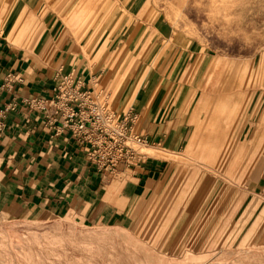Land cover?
<instances>
[{
    "label": "crops",
    "instance_id": "0c3cea01",
    "mask_svg": "<svg viewBox=\"0 0 264 264\" xmlns=\"http://www.w3.org/2000/svg\"><path fill=\"white\" fill-rule=\"evenodd\" d=\"M22 2L23 12L37 13L34 32L10 41L11 25L0 27V83L12 76L0 109L15 104L0 133L1 214H61L87 226L130 227L180 171L177 158L226 169L249 194L264 193V99L246 98L255 78L263 87L264 63L257 75L247 70L236 92L223 69L209 74L210 55L153 16L146 0H129L99 37L82 43L45 0ZM60 74L102 93L118 116H135L133 131L148 140L141 160L100 170L86 145L60 130L54 107L27 104L53 101Z\"/></svg>",
    "mask_w": 264,
    "mask_h": 264
},
{
    "label": "rangeland",
    "instance_id": "374dc122",
    "mask_svg": "<svg viewBox=\"0 0 264 264\" xmlns=\"http://www.w3.org/2000/svg\"><path fill=\"white\" fill-rule=\"evenodd\" d=\"M146 1L153 16L166 18L210 55L209 74L223 69L236 92L248 69L258 74L264 63V0ZM127 2L45 0L81 43L107 27ZM21 4L0 0V24L11 25L10 41L36 29L34 13L23 12ZM257 84L255 78L247 99H264V81L261 89ZM177 160L180 171L130 227L87 226L61 214L39 219L0 213V264H264V193L249 194L226 169L201 159Z\"/></svg>",
    "mask_w": 264,
    "mask_h": 264
},
{
    "label": "built area",
    "instance_id": "2783aa9c",
    "mask_svg": "<svg viewBox=\"0 0 264 264\" xmlns=\"http://www.w3.org/2000/svg\"><path fill=\"white\" fill-rule=\"evenodd\" d=\"M12 76L0 83V95L9 87ZM53 101L27 100L31 108L41 111L54 107L61 122L80 144L90 150L89 159L100 170L114 171L120 163L133 164L143 158L147 137L133 131L135 116L120 117L108 106L102 93L84 88V83L71 75H58ZM15 104L0 109V133L6 128V117Z\"/></svg>",
    "mask_w": 264,
    "mask_h": 264
},
{
    "label": "bare ground",
    "instance_id": "6f19581e",
    "mask_svg": "<svg viewBox=\"0 0 264 264\" xmlns=\"http://www.w3.org/2000/svg\"><path fill=\"white\" fill-rule=\"evenodd\" d=\"M0 27H2L3 30L7 29L6 25L4 26V25L0 24Z\"/></svg>",
    "mask_w": 264,
    "mask_h": 264
}]
</instances>
